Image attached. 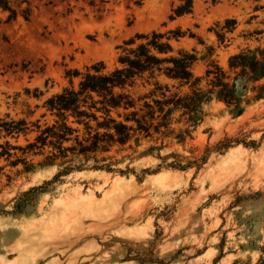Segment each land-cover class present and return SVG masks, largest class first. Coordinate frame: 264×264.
Returning <instances> with one entry per match:
<instances>
[{
	"label": "rangeland",
	"instance_id": "obj_1",
	"mask_svg": "<svg viewBox=\"0 0 264 264\" xmlns=\"http://www.w3.org/2000/svg\"><path fill=\"white\" fill-rule=\"evenodd\" d=\"M7 1L17 15L0 5V118L52 123L48 97L99 61L119 66L152 31L195 33L172 40L196 60L187 85L158 78L167 99L207 89L214 64L233 75V55L264 51V0H194L174 20L180 0ZM230 18L237 27L221 44L211 29ZM238 83V108L215 97L195 113L153 103L148 130L109 151L45 164L47 148L28 171L2 159L0 264H264V79Z\"/></svg>",
	"mask_w": 264,
	"mask_h": 264
},
{
	"label": "trees",
	"instance_id": "obj_2",
	"mask_svg": "<svg viewBox=\"0 0 264 264\" xmlns=\"http://www.w3.org/2000/svg\"><path fill=\"white\" fill-rule=\"evenodd\" d=\"M180 1L170 15L171 20L193 11L194 0ZM0 5L9 12V20L16 17V11L7 0H0ZM236 27V19L230 18L217 23L211 30L224 44L228 40L227 34ZM187 34L195 36L190 29L179 27L166 32L152 31L141 36L143 41L135 48L124 51L119 66L109 70L102 61L93 64L82 74L77 87H66L44 101L46 111L54 116L50 124L41 125L39 120L0 118V139H4L0 142V161L5 159L13 167L21 163L28 171L33 166L29 156L42 155L47 148L50 150L45 164L66 159L70 154L96 155L109 151L116 144L127 143L134 131L148 130L147 121L153 120L156 114L153 103L161 109L174 104L175 108L182 107L195 113L200 103L215 97L231 109L238 108V82L247 84L264 79V51L246 49L233 55L229 60L233 75L214 64L206 71L207 89L197 88L185 96L174 95L167 99V86L160 83L159 77L179 81L181 85H187L193 79L195 54L182 50L175 54L172 44V40H179ZM139 82L153 85V88L135 98L132 89ZM158 96L163 99H157ZM32 132H36L34 140H28L26 145L10 141V138L17 141L21 135ZM222 145L225 148L230 146L228 142ZM28 200L21 199L15 209L21 211L29 204Z\"/></svg>",
	"mask_w": 264,
	"mask_h": 264
}]
</instances>
